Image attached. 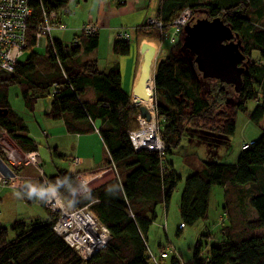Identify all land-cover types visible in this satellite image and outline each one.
Here are the masks:
<instances>
[{"label": "trees", "instance_id": "16d2710c", "mask_svg": "<svg viewBox=\"0 0 264 264\" xmlns=\"http://www.w3.org/2000/svg\"><path fill=\"white\" fill-rule=\"evenodd\" d=\"M69 2L29 0L34 25L28 31L26 51L31 55L13 72H2L0 76V129L26 153L38 151V141L29 135L26 120L9 102L8 90L13 85L20 86L26 109L33 114L39 100L50 96L46 117L63 121L70 134H91L99 121V134L120 179L97 187L90 197L81 196L75 202L64 189L60 196L71 208H88L94 213L109 231L110 239L103 250L84 260L55 232L60 215L44 208L45 202L24 198L28 204L38 203L48 216L18 219L10 229L0 224V264H164L169 253L162 250L157 256L148 249L147 242L157 207L164 205L168 209L182 180L168 156L179 147L188 126L233 136L237 111L261 127V136L244 145L236 165L205 162L202 170L189 176L180 215L184 226L206 219L212 188L221 186L227 192L228 218H233L229 215L234 210L230 208V198L236 192V207L247 215V204L256 217L241 225L229 220L230 225L221 229L222 239L210 247L207 255L200 241L191 261L182 262L173 256L171 264H264V232L255 233L264 229V0H160L157 18L165 31L185 10L193 16L202 11L205 19L219 17L232 29L246 56L241 65L245 68L243 84L237 92L232 85L203 77L195 56L185 46L186 33L182 30L178 41L168 47L166 57L157 63L155 72L162 153L134 148L130 132L138 129L140 108L133 103L131 94L123 90L118 64L101 71L96 59L87 58L98 48L97 31L86 34L83 30L78 41L71 44L54 39L46 45L44 54L36 51V27L43 22V13L62 12ZM119 2L124 4L125 0ZM140 31L143 30L137 32ZM148 36L160 40L163 47L165 41L159 30H152ZM131 47L130 41L117 38L112 52L119 57L128 56ZM228 89H234L238 97L236 111L233 115L228 110L214 112L215 108L228 105ZM205 91H210V97ZM249 102H257L258 106L249 111ZM65 176L77 182V173L69 169H58L55 175L46 177L54 183ZM164 252L168 253L166 258L162 257Z\"/></svg>", "mask_w": 264, "mask_h": 264}, {"label": "rangeland", "instance_id": "374dc122", "mask_svg": "<svg viewBox=\"0 0 264 264\" xmlns=\"http://www.w3.org/2000/svg\"><path fill=\"white\" fill-rule=\"evenodd\" d=\"M59 15V14H58ZM205 14L202 11L198 13H194V16L191 17L188 21V25H193L197 20L205 19ZM59 20V17H58ZM187 25V26H188ZM143 27V26H142ZM186 29V28H185ZM138 31V30H137ZM154 31V30H153ZM152 31L143 30L140 31V35L146 36V34L151 33ZM185 32V30L183 31ZM137 33V32H136ZM136 33H133V37L131 42V53L128 56H124L122 59L123 62V70L121 73L122 76V88L126 93H130L131 83L133 81V77L135 75V70L137 67V36ZM164 37L161 33V38ZM147 38V37H146ZM151 39V43L155 45L158 49V56L156 60V65L160 59L166 57L167 49L170 45V42L166 41L161 46L160 40ZM163 41V40H162ZM106 43L105 35L102 34V46L104 48ZM101 48V50H103ZM37 52L44 54V48H38ZM104 52V50L102 51ZM30 52H25L20 58L19 62L24 63L30 57ZM192 55V53H191ZM194 56V55H193ZM122 58V57H118ZM192 58V57H190ZM195 61V57H194ZM214 84V83H213ZM215 85V84H214ZM213 89V88H211ZM229 97L228 105L225 108H215L214 112H222L229 111L230 114H234L236 111L237 104V95L234 89H228ZM207 96L210 97L209 92L205 91ZM212 92V91H211ZM9 102L14 111L18 112L25 120L28 122V125L31 127V130H37L39 128V132L41 133L43 130L50 127H46V117L44 109L50 105L51 97L47 96L36 104L35 108L37 110L36 113H30L29 110L26 109L25 101L23 99V94L21 92V88L18 85H13L9 87ZM155 95V94H154ZM155 99V98H154ZM212 101V99H210ZM155 105V102H154ZM258 106L257 102H249L247 104V109L249 111L254 110ZM224 107V106H223ZM156 112V108L154 111ZM156 122V121H155ZM235 122H236V131L233 136L231 135H223L214 133L202 128H195L193 126H188L185 134L179 144V147L173 152V155H169V161L174 165L175 172L181 177V181L175 189L170 205L168 209L164 207V205H160L156 209L157 219L154 224L151 225L148 231V249L159 256L160 252L167 251L169 253V259L165 260L164 264H171V258L173 256H177L182 260V262H189L194 257L195 249L197 244L201 241L203 244V253L205 255L208 254L209 249L212 245H215L222 239L221 229L225 226H229V220L234 222L236 225H241L248 220L254 219L256 217L254 211L245 206V211L247 215H243L240 211L238 205V196L237 192L232 193L230 198L231 207L234 208L232 211L231 217L228 218L225 213V208L227 207V192L226 189L221 186H213L211 191V196L209 200V210L207 218L199 221L197 224L193 226H184L181 220L180 215V202L183 194V190L185 187L186 179L194 174L196 171H200L204 168L205 162H216L223 163L226 165H236L240 155L243 151L244 145L248 143H252L253 141L259 139L262 134V129L260 126L252 123L247 115L242 111L235 112ZM37 126V127H36ZM0 145L3 146L7 144L8 147H16L17 145L10 140L7 134H2L0 136ZM40 143H44V140H38ZM3 148H7L4 147ZM44 152V151H43ZM45 155V154H44ZM51 163V158L48 156L47 160L41 163L42 168L46 167L48 174L55 173L57 171L56 164L57 161L54 159ZM76 162V161H75ZM54 171V172H53ZM55 175V174H54ZM246 192L241 193V196L244 197ZM248 201V200H247ZM244 202V201H243ZM25 207H19V209H23L25 213ZM243 209V208H242ZM35 212L38 215L45 214V211H41L40 207H35ZM45 210V209H44ZM43 212V213H42ZM4 215H7L4 212ZM9 221V220H7ZM4 227L10 229L12 224H3ZM239 227V226H236ZM264 232L263 230L255 231V233ZM212 235V236H208ZM13 237V235H11Z\"/></svg>", "mask_w": 264, "mask_h": 264}, {"label": "crops", "instance_id": "0c3cea01", "mask_svg": "<svg viewBox=\"0 0 264 264\" xmlns=\"http://www.w3.org/2000/svg\"><path fill=\"white\" fill-rule=\"evenodd\" d=\"M119 1L70 0L67 8L59 13V22L65 25L66 29L64 31H53L52 38L58 39L65 44L75 43L78 41L79 36L82 35L84 26L93 23L97 27L99 45L87 58L96 59L101 71H107L118 64L122 73L123 57L118 58L119 56L114 55L112 52L117 34L123 30L130 35L132 40L133 33L135 34L137 30L144 26L147 19L157 17L160 0H125L124 4ZM102 34L105 35L106 40L104 48L101 44ZM136 36L138 40L137 67L131 83L130 94L133 93L140 74L142 63L141 45L149 40L148 37L146 38L145 35L142 36L138 32ZM149 41L147 42L154 45ZM101 48H103L104 52H102ZM49 109L50 105L44 109L45 114ZM26 123L29 135L37 141L44 140V143L37 142L39 145L37 156L40 157H37L36 154L32 156L24 155L21 151L16 150L18 146H16L17 148L14 147L15 151L24 160L21 165L11 163L5 156L3 159L1 156L3 151L0 148V224H13L18 219L47 218L48 212L38 203L28 204L24 199L16 198L14 193L21 190L22 186L28 182L41 184L44 177L56 174L58 169H69L77 173V182L83 181L91 191L114 179H120L119 173L114 164L111 163L109 152L99 134L101 126L99 121L95 123L96 131L87 135L70 134L66 130L63 121H53L48 117H46V127L50 128L46 129V131L43 130L41 133L37 126V130L33 131L27 121ZM2 134H4V131H1L0 136ZM3 146L13 148L8 147L7 144ZM52 154L55 161H57V171L48 174L46 167L42 168L41 163L43 164V161L47 160L48 156L51 158L52 163ZM35 158L40 162V167H37L34 162ZM25 206L26 210L24 213L23 209H19V207ZM35 207H40L41 211H45V214L43 216L38 215V210L37 213L34 210ZM156 219L152 224L156 222Z\"/></svg>", "mask_w": 264, "mask_h": 264}, {"label": "built area", "instance_id": "2783aa9c", "mask_svg": "<svg viewBox=\"0 0 264 264\" xmlns=\"http://www.w3.org/2000/svg\"><path fill=\"white\" fill-rule=\"evenodd\" d=\"M33 13L34 10L30 7L29 0H0V74L3 71L12 72L19 58L25 53L28 44V31L34 25ZM192 15L190 10H185L172 23L168 31L164 30L162 22L157 17L148 19L143 29L159 30L163 34L164 40L175 44ZM58 17V12H52L49 15L43 13V23L36 27L38 44L42 40H45V44L52 41L53 31L66 29V26L59 22ZM83 30L86 34H91L97 31V27L93 23H89L84 26ZM117 38L131 39L130 35L123 30L119 31ZM138 122L139 128L130 132V139L134 148L162 153L164 144L160 138V124L156 113H152L151 121L139 116ZM3 150L14 164L18 165L19 162L23 161V158L16 151L5 148ZM34 162L38 166L36 158ZM44 183L49 182L44 178ZM45 205L47 209L60 215L54 230L81 258L89 260L106 247L110 233L87 208L73 209L60 196L48 201ZM81 216L87 217L92 224L87 226L82 222ZM167 254L164 252L162 257L166 258ZM153 259L157 263L154 256Z\"/></svg>", "mask_w": 264, "mask_h": 264}, {"label": "water", "instance_id": "95a60500", "mask_svg": "<svg viewBox=\"0 0 264 264\" xmlns=\"http://www.w3.org/2000/svg\"><path fill=\"white\" fill-rule=\"evenodd\" d=\"M185 46L195 56V63L204 78L218 80L234 86L239 92L245 68L242 63L246 60L242 52L241 42L236 39L232 29L221 18L200 19L185 29ZM45 42V41H42ZM140 52L142 63L132 99L155 98L153 91L149 92L148 84L155 83L156 60L158 49L150 43H142ZM135 103V101H134ZM135 106L140 108L141 115L151 121V112L140 101ZM1 114V111H0Z\"/></svg>", "mask_w": 264, "mask_h": 264}, {"label": "clouds", "instance_id": "9594fccd", "mask_svg": "<svg viewBox=\"0 0 264 264\" xmlns=\"http://www.w3.org/2000/svg\"><path fill=\"white\" fill-rule=\"evenodd\" d=\"M60 13V12H59ZM58 13V14H59ZM193 16V15H192ZM148 20V19H147ZM146 24V22H145ZM144 24V26H145ZM189 24V23H188ZM187 24V25H188ZM187 25L185 26V28L187 27ZM143 27H141L142 30H144ZM184 28V30H185ZM154 30V29H153ZM149 31H152V30H149ZM117 39V38H116ZM54 40V39H53ZM52 40V41H53ZM42 41H45V40H42ZM40 42L39 44L37 43V46L38 48L42 47V48H45L46 45L49 43V42H52V41H49L48 43L45 44V42ZM128 41H131L128 40ZM166 42V40H164ZM171 44V43H170ZM26 52V51H25ZM19 60H18V63L16 64V66L19 64ZM15 66V67H16ZM157 66V65H156ZM14 67V68H15ZM3 72H7V71H3ZM13 72V71H12ZM156 72V70H155ZM2 74V73H1ZM0 74V76H1ZM155 84V83H154ZM154 89H155V85H154ZM155 94V92H154ZM131 97H132V94H131ZM133 101V99H132ZM134 103V101H133ZM135 104V103H134ZM156 108V106H155ZM153 113H156V112H153ZM142 116V115H140ZM151 116H152V113H151ZM143 117V116H142ZM139 124V122H138ZM138 128H139V125H138ZM136 130V129H135ZM0 131H4L2 129H0ZM5 133V131H4ZM7 134V133H6ZM8 135V134H7ZM9 137V135H8ZM10 138V137H9ZM11 139V138H10ZM1 140V139H0ZM12 140V139H11ZM131 140V139H130ZM1 142V141H0ZM132 142V141H131ZM17 145V144H16ZM18 146V145H17ZM0 148L2 149V153L4 154L5 158L8 159L11 163H13L12 160H10L8 157H7V154L5 153V151L3 150V146L0 145ZM17 148V147H15ZM19 149H21L19 146H18ZM16 149L18 150L19 152L21 151V153H23L24 155H34L36 154L37 156V152H29V153H26L25 151H23L22 149L19 150V149ZM5 149H8V150H11V151H15L14 147L13 148H5ZM20 155V154H19ZM21 157V156H20ZM37 157H40V156H37ZM24 162V160L22 162H19L18 165H21L22 163ZM14 164V163H13ZM16 165V164H15ZM37 167H40V162H38V166ZM45 179L48 180L47 177H44ZM44 178L42 179L41 183L42 184H36V183H32V182H28L26 184H24L22 186V190H19V191H16L14 193V195L16 196V198L18 199H24V198H27L29 200H40L42 202H45L47 203L48 201L50 200H53V199H57L59 196H60V191L61 189H64L67 193L70 194L73 202H75L77 199H79L81 196H83L84 198H88L90 197V194H91V190L90 188L87 187V185L83 182V181H80V182H73L72 179L68 176H65L63 177L62 179H58L56 180L54 183H44ZM61 197V196H60ZM64 201V200H63ZM66 203V202H65ZM67 204V203H66ZM46 208V207H44ZM88 209V208H87ZM89 210V209H88ZM91 212V211H90ZM94 214V213H93ZM95 216V214H94ZM96 217V216H95ZM98 220V219H97ZM99 221V220H98ZM103 225V224H102ZM55 226V225H54ZM56 232V231H55ZM63 238V237H62ZM65 241V240H64ZM73 249V248H72ZM83 259V258H82Z\"/></svg>", "mask_w": 264, "mask_h": 264}, {"label": "bare ground", "instance_id": "6f19581e", "mask_svg": "<svg viewBox=\"0 0 264 264\" xmlns=\"http://www.w3.org/2000/svg\"><path fill=\"white\" fill-rule=\"evenodd\" d=\"M145 42L148 43L147 41H145ZM153 87H154L153 83L152 82H149V84H148V90H149V92H152L153 91ZM137 100L140 101V104L141 105L145 106L151 113H153L154 108H155V105H154L155 99L153 97H150L149 99H134L135 103H136ZM81 220L87 226H90L92 224V222L87 217H84L83 218L81 216Z\"/></svg>", "mask_w": 264, "mask_h": 264}, {"label": "flooded vegetation", "instance_id": "af4514ba", "mask_svg": "<svg viewBox=\"0 0 264 264\" xmlns=\"http://www.w3.org/2000/svg\"><path fill=\"white\" fill-rule=\"evenodd\" d=\"M193 17V16H192ZM192 19V18H191Z\"/></svg>", "mask_w": 264, "mask_h": 264}]
</instances>
